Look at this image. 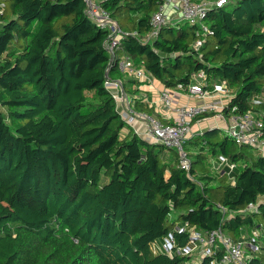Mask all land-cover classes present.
Masks as SVG:
<instances>
[{
    "label": "trees",
    "instance_id": "16d2710c",
    "mask_svg": "<svg viewBox=\"0 0 264 264\" xmlns=\"http://www.w3.org/2000/svg\"><path fill=\"white\" fill-rule=\"evenodd\" d=\"M99 1L127 33L114 61L84 0H0V264H193L186 223L235 241L260 229L247 250L249 264H264V154L206 131L188 141L198 152L184 170L174 150L123 134L129 125L105 85L122 79L135 107L153 112L117 59L128 55L167 88L204 70L232 90L225 117L236 107L264 121V0L210 9L198 50L200 26L187 22L146 40L161 0ZM211 157L237 163L234 184Z\"/></svg>",
    "mask_w": 264,
    "mask_h": 264
},
{
    "label": "built area",
    "instance_id": "2783aa9c",
    "mask_svg": "<svg viewBox=\"0 0 264 264\" xmlns=\"http://www.w3.org/2000/svg\"><path fill=\"white\" fill-rule=\"evenodd\" d=\"M84 1L90 20L108 31L105 45L111 54V61H114L121 40L127 33L121 30L118 23L112 19L109 11L101 5L99 0ZM227 1L161 0L157 10L152 15L153 29L146 36V40L157 37L163 26L178 25L182 21L200 26L198 30L202 36L194 43L195 49L198 50L205 40L204 36L210 31L209 26L205 23L207 13L214 7L223 6ZM173 12L179 14L180 21L172 16ZM117 62L125 74L140 82L153 79L151 73L147 72L144 67H136L133 59L126 54L117 59ZM105 85L116 99L118 108L127 124L132 126L136 122L143 123L142 135L138 134L149 142L161 144L167 149L174 150L178 156V166L187 171H190L192 165L187 143L194 136L192 129L194 120L211 112L223 115L222 112L225 107H228V104L221 102V100L205 101L201 104L181 103L177 101L179 92H185L198 98L212 97L214 94H219L220 97L233 95L226 81L209 84L205 71L200 70L193 75V81L189 84L179 83L175 88L166 87L161 91L160 100L166 108L173 112L172 121H165L153 113L135 109L132 97L125 91L122 79L108 78ZM235 109L236 107L231 108L225 117L227 123L224 127V133L234 139L236 143L253 146L264 154V121L251 110L247 113H235ZM215 167L218 170H224L231 183H235L236 177L233 171L237 167L236 162H233L229 157H222ZM257 205L258 202L250 203L247 208L248 210H255ZM186 228L190 231V243L194 256L203 258L211 255L217 248H222L221 257L214 259L212 264H249L247 250L249 240L261 237L263 234L260 229H253L250 234L242 231V238L235 241L221 227L210 231H200L196 226L186 223ZM170 242L169 238H165L161 243L155 242L153 249L155 252H160Z\"/></svg>",
    "mask_w": 264,
    "mask_h": 264
},
{
    "label": "crops",
    "instance_id": "0c3cea01",
    "mask_svg": "<svg viewBox=\"0 0 264 264\" xmlns=\"http://www.w3.org/2000/svg\"><path fill=\"white\" fill-rule=\"evenodd\" d=\"M172 16L174 18L177 19V21H180L179 18V14L176 13H172ZM180 23H183L182 21H180ZM177 25V24H176ZM125 86H127L128 88L134 90L136 89L135 87H138L139 91H138V95L139 97H144L142 98L145 102H148L152 107H153V113L156 116L163 118L165 121H172V114L173 112L166 108L162 101L160 100V93L161 91H163L166 87L165 85L159 81L158 79L154 78L151 81H147V82H141V84L136 85L132 84L130 81V79H134V77L125 74ZM137 80V79H136ZM215 83V82H212ZM175 88V87H173ZM128 93V92H127ZM131 97H133L130 93H128ZM232 96H223L220 97L219 94H214V96L212 97H207V98H198V97H194L191 95L186 94L185 92H179L178 94V102L181 103H192V104H201L205 101H215V100H221V102L228 104L230 101V98ZM133 106L135 109H137V107H135V103L133 101ZM140 110V109H137ZM142 111H147V110H142ZM149 112V111H148ZM223 114V113H222ZM226 118L223 115H221L220 113H214V114H210L208 116H205L203 118H197L194 122H193V134L195 136H197L198 134L204 133L206 131H216V136L215 137H222L224 135V127L226 126ZM130 129H133L135 132L137 133H142V130L144 129L143 123L141 122H136L135 125L130 126L129 128H125L123 134H128L130 132ZM219 130H221L222 134L219 135ZM140 131V132H139ZM190 148H192V152H195L193 150H196L195 146H191ZM198 149V148H197ZM206 151L208 149H205ZM198 152V151H196ZM208 152V151H207ZM212 157H211V161H212ZM215 160V159H214ZM213 160V166L215 167L217 164L216 162ZM243 232H246L247 234H250V232L243 230ZM243 236V235H241ZM200 259V256H196L193 258V262H196Z\"/></svg>",
    "mask_w": 264,
    "mask_h": 264
},
{
    "label": "rangeland",
    "instance_id": "374dc122",
    "mask_svg": "<svg viewBox=\"0 0 264 264\" xmlns=\"http://www.w3.org/2000/svg\"><path fill=\"white\" fill-rule=\"evenodd\" d=\"M258 98H257V101H264V93H262L261 95H259V96H257ZM33 125H29V127H28V129H27V131L29 132V131H32V129H33V127H32ZM125 128H129V126H126ZM124 128V129H125ZM124 129H123V132H124ZM222 134V132H221V130H219V135H221ZM140 135H142V133H140ZM224 135H226L225 133H224ZM220 138V137H219ZM212 139L213 140H215V139H218V137H212ZM198 149L196 148V150H193V151H197ZM189 151L191 152L192 151V148H189ZM255 151V153H256V150L254 149L253 150V152ZM168 153H170V152H168ZM210 157V156H209ZM215 159V160H214ZM213 160L217 163V164H219V160L218 159H216V158H213L212 159V162H213ZM247 231V230H246ZM249 232V231H248ZM162 240H164V239H162ZM262 239L261 238H259L258 239V241L260 242ZM248 248V247H247ZM200 262H201V258L198 260V261H196V262H194L193 264H200Z\"/></svg>",
    "mask_w": 264,
    "mask_h": 264
}]
</instances>
